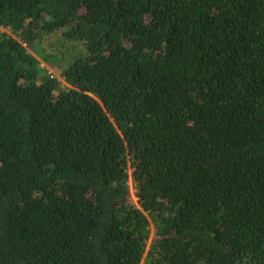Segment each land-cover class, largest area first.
Instances as JSON below:
<instances>
[{"label": "trees", "instance_id": "1", "mask_svg": "<svg viewBox=\"0 0 264 264\" xmlns=\"http://www.w3.org/2000/svg\"><path fill=\"white\" fill-rule=\"evenodd\" d=\"M0 264H264V0H0Z\"/></svg>", "mask_w": 264, "mask_h": 264}, {"label": "rangeland", "instance_id": "2", "mask_svg": "<svg viewBox=\"0 0 264 264\" xmlns=\"http://www.w3.org/2000/svg\"><path fill=\"white\" fill-rule=\"evenodd\" d=\"M52 43H54V45H55V46L52 47V50L54 51L55 54H57L56 57L58 59H60V58L62 59V57H61L62 53L65 52L66 49L71 47L70 43L65 42V41L62 42V41H60L58 39L57 40H53ZM43 62L41 61L42 66L46 67L49 73L53 74L55 78L62 80L60 75H59V73L57 72V70H54L47 63H45V62L43 63ZM129 175H130V172H129ZM128 184H129L131 200H132L133 203H135L136 201H135V196L133 195V185H132L131 177H129ZM153 234H154L153 233V228L150 227V240H151V238L153 240ZM150 240L147 243L148 246L151 243Z\"/></svg>", "mask_w": 264, "mask_h": 264}, {"label": "bare ground", "instance_id": "3", "mask_svg": "<svg viewBox=\"0 0 264 264\" xmlns=\"http://www.w3.org/2000/svg\"><path fill=\"white\" fill-rule=\"evenodd\" d=\"M254 170V169H253Z\"/></svg>", "mask_w": 264, "mask_h": 264}]
</instances>
